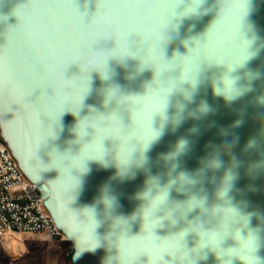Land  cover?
Listing matches in <instances>:
<instances>
[{
  "label": "water",
  "instance_id": "1",
  "mask_svg": "<svg viewBox=\"0 0 264 264\" xmlns=\"http://www.w3.org/2000/svg\"><path fill=\"white\" fill-rule=\"evenodd\" d=\"M221 2L0 0V137L71 264H264V0L248 55Z\"/></svg>",
  "mask_w": 264,
  "mask_h": 264
},
{
  "label": "built area",
  "instance_id": "2",
  "mask_svg": "<svg viewBox=\"0 0 264 264\" xmlns=\"http://www.w3.org/2000/svg\"><path fill=\"white\" fill-rule=\"evenodd\" d=\"M4 233H43L50 241L66 238L54 224L37 185L26 178L0 137V237Z\"/></svg>",
  "mask_w": 264,
  "mask_h": 264
},
{
  "label": "clouds",
  "instance_id": "3",
  "mask_svg": "<svg viewBox=\"0 0 264 264\" xmlns=\"http://www.w3.org/2000/svg\"><path fill=\"white\" fill-rule=\"evenodd\" d=\"M202 2L203 0H194L195 6H198ZM242 6L244 9L243 11H241ZM246 7H247V0H222L221 4L219 5L216 18L211 23V25L208 27L207 32L203 37V43L210 36H214L218 39L223 38L226 34H229L232 32L233 27L235 25L237 39H243L244 41L248 42L247 48H246V55H248L247 49H248L249 41H247L244 38V35L241 31V28H242L241 22L246 13ZM109 38H113V36L108 31L102 30L99 35L94 36L93 38L87 41L86 48L88 49V51L86 54L82 56V58L79 61V62H82L81 72H82V69L87 66H90V71L94 68L101 67L105 63L106 57L108 55L110 54L116 55L117 53L121 52L120 51L121 42L118 41L115 37L114 38L117 40L118 47L116 49H113L111 53L106 52L105 49L102 46H100L102 41L107 40ZM94 46H97L96 50H93ZM127 51H128V47H127ZM221 64L225 65L228 68L226 64L224 63H221ZM89 126L91 125L84 127L83 135H81L79 132V135L81 137L87 135V132L85 131V129ZM88 144H85L84 147ZM80 157H81V153L78 157L72 158L66 167L68 169V175L71 176L72 178L73 176L71 175V169L81 167L83 160L85 159L84 158L82 161L78 163L77 161L80 160Z\"/></svg>",
  "mask_w": 264,
  "mask_h": 264
},
{
  "label": "rangeland",
  "instance_id": "4",
  "mask_svg": "<svg viewBox=\"0 0 264 264\" xmlns=\"http://www.w3.org/2000/svg\"><path fill=\"white\" fill-rule=\"evenodd\" d=\"M69 241H50L43 233L0 237V264H71Z\"/></svg>",
  "mask_w": 264,
  "mask_h": 264
},
{
  "label": "bare ground",
  "instance_id": "5",
  "mask_svg": "<svg viewBox=\"0 0 264 264\" xmlns=\"http://www.w3.org/2000/svg\"><path fill=\"white\" fill-rule=\"evenodd\" d=\"M65 241H67V239L65 238Z\"/></svg>",
  "mask_w": 264,
  "mask_h": 264
}]
</instances>
